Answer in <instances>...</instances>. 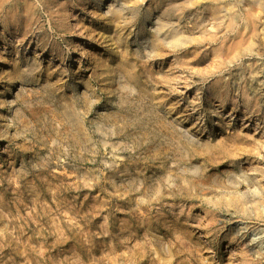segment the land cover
<instances>
[{"label": "rangeland", "instance_id": "rangeland-1", "mask_svg": "<svg viewBox=\"0 0 264 264\" xmlns=\"http://www.w3.org/2000/svg\"><path fill=\"white\" fill-rule=\"evenodd\" d=\"M175 1L0 0V264H264V0Z\"/></svg>", "mask_w": 264, "mask_h": 264}, {"label": "bare ground", "instance_id": "bare-ground-1", "mask_svg": "<svg viewBox=\"0 0 264 264\" xmlns=\"http://www.w3.org/2000/svg\"><path fill=\"white\" fill-rule=\"evenodd\" d=\"M162 1H163V0H162ZM178 1H179V0H178ZM178 1H175L176 4H178V3H177ZM184 1H185V0H184ZM192 1H194V0H192ZM197 1H199V2H201V3H204V4H202L201 9H203V11L205 12V15H206V12H208V14H210V16H212L213 18H217L218 16L221 15L222 18H225L226 20H227V18H228V15H230L229 18H230L231 20H232V19L236 20V16H235L234 14H232V15L230 14V8H229L228 5H226V4L224 3L225 0H197ZM238 1H239V0H238ZM175 2H174V3H175ZM179 2H180V1H179ZM188 2H191V1H187V3H188ZM194 2H195V1H194ZM166 3H167V1H166ZM170 3H171V2H170ZM182 3H183V1H182ZM191 3H192V5H193V2H191ZM222 3H224V4H222ZM254 3H257V4L259 3V4H260V2H258L257 0H254ZM163 4H164V3H163ZM168 4H169V2H168ZM168 4H167V5H168ZM179 4H180V3H179ZM197 4H198V3H197ZM195 5H196V4H195ZM200 5H201V4H200ZM193 6H194V5H193ZM193 6H192V7H193ZM130 7H131V6H130ZM169 7H170V5H169ZM175 7H176V6H175ZM179 7L182 9L181 6H179ZM189 7H191V5H190ZM196 7H197V5H196ZM252 7H253V6H252ZM128 8H129V7H128ZM132 8H133V7H132ZM135 8H136V7H135ZM165 8H166V5H165ZM167 8H168V7H167ZM171 8H172V7H171ZM184 8H185V7H184ZM184 8H183V9H184ZM160 9H162V8H160ZM176 9H177V7H176ZM195 9L197 10V8H195ZM199 9H200V7H199ZM201 9H200V10H201ZM131 10H132V9H131ZM164 10H165V9H164ZM249 10H250V8H249ZM251 10H252V9H251ZM169 11H170V10H169ZM179 11H180V9H179ZM185 11H186V10H185ZM189 11H190V10H189ZM189 11H188V12H189ZM191 11H192V9H191ZM193 11H194V10H193ZM198 11H199V10H198ZM241 11H242V10H241ZM241 11H240V12H241ZM133 12H134V11H133ZM163 12H164V11H163ZM246 12H247V11H246ZM246 12H244V14H245ZM253 12H254V11H252V12L249 11V13H248V14H245V15L249 18L250 16H253V14H254ZM156 13H157V12H156ZM158 13H159V12H158ZM173 13H174V12H173ZM193 13H194V12H193ZM196 13H197V12H196ZM242 13H243V12H242ZM183 14H184V13H183ZM190 14H192V13L190 12ZM199 14H200V13H199ZM165 15H166V14H165ZM186 15H187V14H186ZM202 15H203V14H202ZM205 15H204V16H205ZM241 15H242V14H241ZM178 16H179V15H178ZM180 16H182V15H180ZM188 16H189V15H188ZM207 16H208V15H207ZM232 16H233V17H232ZM159 17H160V16H159ZM159 17L156 16V19L159 18ZM172 17H173V16H172ZM196 17L198 18V16H196ZM196 17H195V18H196ZM247 17H245V18H247ZM177 18H179V17H177ZM192 18H194V17H192ZM195 18H194V19H195ZM197 18H196V19H197ZM243 18H244V17H242V20H244ZM156 19H155V20H156ZM163 19H164V18H163ZM170 19H171V18H170ZM170 19L168 20V23H167V22H164L165 20H164L162 23H159V21H158V20H160V18H159V19L157 20L158 22L156 21L157 23L154 22V23H156V26L153 24V26H154V32L152 31V33L158 34V35H159V38H160L161 35L165 36L167 33H169V32H170V31L168 32L169 27L172 25L173 22L171 23L170 26H168V28H167L168 30H167V29H164V28H166L167 24H169ZM161 20H162V19H161ZM186 20H187V18H186ZM209 20H210V19H209ZM222 20H223V19H222ZM226 20H225V21H226ZM231 20H228V21H231ZM184 21H185V20H184ZM191 21H192V20H191ZM198 21H199V19H198ZM205 21H206V20H205ZM211 21H212L213 24H214V26H212V30H213L214 33H218L219 31H220V32L222 31V32H221V36H222V35H225V34H226L225 36H227V34H229L230 31H232L231 33H235V34H236V33H237V34L239 33V30H240V29H237V27H236V29H237L238 31H235L236 29L233 27V25H231V23H227V24H225L226 28H224V27L222 28V27H220L221 24H222L221 22H219V21L217 22V21H216V22H217V23H216L215 20H214V21L211 20ZM211 21H209V22H211ZM228 21H226V22H228ZM246 21H247V20H246ZM179 22H180V21H179ZM193 22H194V21H193ZM200 22H202V20H201ZM223 22H224V20H223ZM244 22H245V21H244ZM244 22H243V23H244ZM158 23H159L160 25H159ZM164 23H167L166 26H164V25H165ZM173 24H175V23H173ZM179 24H180V23H179ZM190 24H191V23H190ZM204 24H205V23H204ZM215 24H216V26H215ZM223 24H224V23H223ZM223 24H222V25H223ZM247 24H248V22H247ZM195 25H196V24H195ZM163 26H164V27H163ZM178 26H179V25H178ZM178 26H175V27H176V28H175L176 30H177V27H178ZM188 26H189V25H188ZM197 26H198V25H197ZM223 26H224V25H223ZM238 26H239V25H238ZM190 27H191V26H190ZM192 27H193V26H192ZM241 27H242V26H241ZM152 28H153V27H152ZM179 28H181V27H179ZM183 28H184V27H183ZM188 28H189V27H188ZM188 28H187V30H189ZM197 28H199V27H197ZM204 28H205V27H204ZM204 28H203V29H204ZM163 29H164V30H163ZM171 29L173 30L174 28L171 27ZM175 29H174V30H175ZM201 29H202V28H201ZM178 30H179V29H178ZM182 30H183V29H182ZM185 30H186V29H185ZM187 30H186V31H187ZM179 31H180V30H179ZM179 31H177L176 33H178ZM192 31H193V29H192ZM204 31L206 32V28H205ZM204 31L201 30L202 33H204ZM207 31H208V30H207ZM210 31H211V30H210ZM240 31H241V30H240ZM250 31H251V29H250ZM170 33L172 34V32H170ZM205 34H207V33H205ZM211 34H212V33H211ZM152 35H154V34H152ZM175 35H176L175 32H173V36H170V35L168 36V34H167L166 36L170 37V38H168V37H167V38H168V39H171V41H172V38L175 37ZM207 35H208V34H207ZM154 37H155V35H154ZM171 37H172V38H171ZM248 37H249V36H248ZM164 38H165V37H164ZM158 40H159V39H157V42H156V43L159 42ZM162 40H165V39H162ZM173 40H174V39H173ZM176 40H177V39H176ZM176 40H175V41H176ZM224 40H225V38H224ZM222 41H223V40H222ZM160 42H161V41H160ZM225 42H226V41H225ZM243 42L246 43V44L243 45V44H244ZM250 42H251V41H249V39L246 41V40H242V38H239V39H237V40L235 41V44H236V46H238V45H240V43H241V45H243L242 48H244V46H245V50H249V49H250L249 47H250V45H251ZM171 43H173V42H171ZM242 43H243V44H242ZM169 44H170V43H169ZM231 44H232V43H231ZM231 44H230V45H231ZM173 45H174V43H173ZM222 45H224V42H222ZM222 45H221V44L218 45V50H220V49L222 48ZM167 46H168V45H167ZM153 47H154V46H153ZM224 47H225V46H224ZM231 47H232V45H231ZM233 47H234V44H233ZM233 47H232V48H233ZM219 48H220V49H219ZM226 48H228V44H226ZM234 48H235V47H234ZM240 48H241V46H240ZM248 48H249V49H248ZM227 51H228V49H227ZM253 171H254L255 173H257V174H258V173H262L261 168H258V167H254V168H253Z\"/></svg>", "mask_w": 264, "mask_h": 264}]
</instances>
